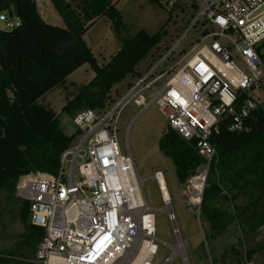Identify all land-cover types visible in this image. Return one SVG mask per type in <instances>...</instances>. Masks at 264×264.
I'll use <instances>...</instances> for the list:
<instances>
[{"label": "built area", "instance_id": "1", "mask_svg": "<svg viewBox=\"0 0 264 264\" xmlns=\"http://www.w3.org/2000/svg\"><path fill=\"white\" fill-rule=\"evenodd\" d=\"M202 20L205 29L196 50L168 68ZM19 25L18 18L0 13V32ZM177 40L158 52L115 102L73 116L77 141L62 153L58 174L20 176L15 197L29 204L30 223L42 231L36 264H152L158 254L160 240L143 190L145 179L118 142L121 113L131 104L142 108L139 114L155 106L166 121V132L172 130L194 144L202 161L182 183L181 194L199 219L216 155L212 138L221 129L248 132L255 111L264 104V0H205ZM152 178L176 240L164 264L177 256L190 264L189 244L162 170Z\"/></svg>", "mask_w": 264, "mask_h": 264}, {"label": "trees", "instance_id": "2", "mask_svg": "<svg viewBox=\"0 0 264 264\" xmlns=\"http://www.w3.org/2000/svg\"><path fill=\"white\" fill-rule=\"evenodd\" d=\"M51 2L64 28L44 21L37 0H0V13L20 20L12 32H0V193L5 191L8 201L20 203L29 253L33 254L30 260H22L0 251V264H34L42 231L28 221L29 204L20 202L14 190L24 174H58L61 155L71 146L72 139L62 133L56 120L38 111L33 103L89 63L96 77L79 94L74 113L86 108L103 110L121 95L119 90L113 94V87L126 81L129 85L141 72L137 66L161 36L151 37L141 30L131 39L124 38L117 55L101 64L84 37L88 28L102 18L122 24L116 6L110 0H76L75 6L70 0ZM160 49L156 48L152 58ZM11 86L16 91L14 98L6 93ZM212 139L216 155L201 202L199 218L205 227V239L197 256L200 261L210 260V264H226L230 259L236 264H251L256 255L264 254V240L248 248L244 244L247 239L255 241L264 229V105L255 111L248 132L221 129ZM159 147L173 161L181 184L202 161L194 144L172 130L160 138ZM3 212L0 209V216ZM231 230L239 242L212 258L214 242Z\"/></svg>", "mask_w": 264, "mask_h": 264}, {"label": "rangeland", "instance_id": "3", "mask_svg": "<svg viewBox=\"0 0 264 264\" xmlns=\"http://www.w3.org/2000/svg\"><path fill=\"white\" fill-rule=\"evenodd\" d=\"M110 2L116 6L122 24L115 25L109 18L97 20L88 28L84 41L98 62L102 64L117 55L123 47L122 40L124 38L131 39L137 36L141 30L151 37L161 33L156 47L136 68L143 72L151 62L156 48H161L159 52H162L173 40L178 41L177 39L185 34L205 0H110ZM70 3L75 6L76 0H70ZM37 5L46 23L60 28L65 27L51 0H37ZM203 24L204 20L191 32L179 52L168 64V68L180 62L182 58L190 56L196 50L197 42L205 29ZM158 54L155 56L157 57ZM238 63L245 67L243 62L238 60ZM95 77L96 73L91 65L85 63L33 103V107L38 111L56 120L62 133L72 139L71 145L77 141V129L73 123V116L77 112L74 113L77 98ZM164 81L165 79L162 83ZM126 82L115 85L112 93L119 90L123 94ZM15 92L12 86L6 91L7 95L13 98ZM13 98L11 99L13 100ZM141 109L134 104L124 108L120 116L118 142L123 153L128 151L131 153L138 174L145 179L143 184L145 198L149 206L153 208L156 217V236L160 240V249L152 264L167 262L173 254L171 246L176 242L167 215L163 211L164 204L158 184L152 178L155 171L159 169L163 172L182 237L189 244L187 254L190 264H210V260L200 261L197 256L198 245L204 236L205 227L200 222V218L198 219L184 204L181 194L183 187L177 178L175 165L159 147V140L167 130L166 121L155 106H149L139 114ZM6 196L5 191L0 193V209L4 210L0 216V251L12 254L18 259L30 260L33 254L29 253L31 248L28 246L25 223L20 217V203L8 201ZM263 240L264 229L258 234L255 241L247 239L244 244L248 248L256 246ZM238 242V235L231 230L214 242V251L211 257L218 258L223 251ZM168 264H183V262L181 257L177 256ZM226 264H236V261L230 259ZM251 264H264V254L256 255Z\"/></svg>", "mask_w": 264, "mask_h": 264}, {"label": "crops", "instance_id": "4", "mask_svg": "<svg viewBox=\"0 0 264 264\" xmlns=\"http://www.w3.org/2000/svg\"><path fill=\"white\" fill-rule=\"evenodd\" d=\"M44 21H45V20H44ZM239 199H240V201H241V200L243 201L244 197H240ZM204 239H205V238H204V236H203L201 243L204 241ZM201 243L198 245V249H197V251L199 250V247H200ZM33 263H35V261H33Z\"/></svg>", "mask_w": 264, "mask_h": 264}, {"label": "bare ground", "instance_id": "5", "mask_svg": "<svg viewBox=\"0 0 264 264\" xmlns=\"http://www.w3.org/2000/svg\"><path fill=\"white\" fill-rule=\"evenodd\" d=\"M166 193H167V192H166ZM196 194H197V192H195V196H197Z\"/></svg>", "mask_w": 264, "mask_h": 264}]
</instances>
